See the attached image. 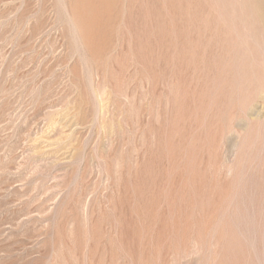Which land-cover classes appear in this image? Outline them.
Wrapping results in <instances>:
<instances>
[{"label":"rangeland","instance_id":"1","mask_svg":"<svg viewBox=\"0 0 264 264\" xmlns=\"http://www.w3.org/2000/svg\"><path fill=\"white\" fill-rule=\"evenodd\" d=\"M0 264H264V0H0Z\"/></svg>","mask_w":264,"mask_h":264}]
</instances>
